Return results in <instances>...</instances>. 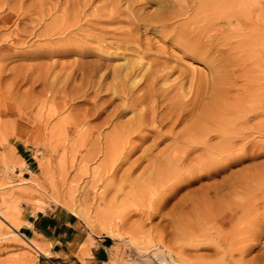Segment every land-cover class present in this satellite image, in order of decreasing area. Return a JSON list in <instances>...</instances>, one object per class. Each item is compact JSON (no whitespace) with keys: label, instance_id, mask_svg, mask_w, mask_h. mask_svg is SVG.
I'll use <instances>...</instances> for the list:
<instances>
[{"label":"rangeland","instance_id":"rangeland-1","mask_svg":"<svg viewBox=\"0 0 264 264\" xmlns=\"http://www.w3.org/2000/svg\"><path fill=\"white\" fill-rule=\"evenodd\" d=\"M162 1L160 11L174 12L164 26L150 19L159 10L155 0H9L11 10H0V264L67 263L27 220L51 208L75 218L65 243L83 263L105 249L104 264H264V189L248 195L264 183V130H258L264 128V9L247 5L241 18H217L207 27L209 10L195 14L190 0ZM178 33L191 41L202 33L217 36L230 87L226 103L254 111L245 120L237 118L239 109L223 116L237 119L234 128L245 137L231 132L236 147L219 157L225 139L209 134L206 144L216 149L188 151L182 166L198 156L209 161L196 176L183 171L187 180L161 199L172 184L167 178L186 169L165 158L185 122L172 132L168 120L132 130L141 110L150 115L142 101L150 78L133 87L112 72L127 61H141V74L160 64L169 78L156 86H168L180 71L199 69L209 81L202 78L201 91L208 90L212 73L200 56L190 58ZM169 95L179 98L175 90ZM169 100L155 98L157 115L167 112ZM65 118L81 122L69 121L60 138L56 127ZM153 129L161 133L156 144ZM140 130L148 133L143 141L132 137ZM126 135L137 147L123 157L128 148L118 138ZM224 155L235 159L226 164ZM112 162L113 171L104 174ZM105 222H114L113 235Z\"/></svg>","mask_w":264,"mask_h":264},{"label":"bare ground","instance_id":"bare-ground-1","mask_svg":"<svg viewBox=\"0 0 264 264\" xmlns=\"http://www.w3.org/2000/svg\"><path fill=\"white\" fill-rule=\"evenodd\" d=\"M155 1L159 6V10L157 12H155V15L153 14L154 16H152V18L150 17V19H152V21L157 22L160 25L164 26V25L168 24L167 20L170 21V18H172L174 12H173V14L170 13V15L172 14V16L168 15L170 11L168 12V14H164V12H167V11H164V10L160 11V9L161 10L164 9L163 8L164 5H162L163 1L162 0H155ZM8 2H9V0H2L0 2V10H4L6 8H9V10H11L12 6L9 5L10 2L9 3ZM190 2L191 3H190L189 7L195 14L199 13L200 11L202 12L205 9L210 11L209 14H207L204 18V20H206L207 23L210 22V25L206 24V22H205L207 27H210L212 25V22L217 18H224L225 20H228V21L231 20L230 19L231 17H236L235 19L241 18V15L242 16L245 15V8L247 7V5H250V7L252 6V8L254 7L255 9H258L259 13H262L263 9H264L263 6L261 5L262 4L261 0H190ZM165 9H169V8L167 7ZM50 29H52V28H50ZM50 29H49V31H50ZM203 29H205V28H203ZM208 31H209V29H208ZM193 32H195V31H193ZM183 33H178L177 38L180 39L181 42H184L183 47L189 52L188 54H189L190 58L194 59V58H196V56H200L202 58V60L204 61V63L208 66L209 71L213 75L212 76L213 81L210 82V87L208 90L201 91V87H200L201 83L200 82H201L202 78L204 79L207 76L208 73L203 74L201 71H198L199 69L191 70V73L189 75L184 74L185 71L184 72L180 71V73L177 75V77L173 81V83H170L171 85H168V86H161V85L156 86V83L159 79H162V81H163V79L169 78L168 76H169L170 71L166 69V66H162L160 64L159 65L158 64L153 65V67H151V69L148 70L149 72L146 71L147 74H145L144 72L141 74L140 72H141L142 68H144V64H142L141 61H135V62H128L127 61V62H125V64L120 65L118 67H115L113 69V72H112L113 76L116 79L119 78V79H121V81H126V83H128V81H129V83L132 85L134 83L137 84V82H139L141 79H143L142 76H145V78L146 77L150 78L149 82H147V83H149L147 86L148 93H147V95H145L144 98H142V101L146 100L145 106H146V108H149L150 115L146 116L144 114V111H146V110L142 108L143 110H141V111H143V112H140V114L137 115L138 118H136L135 123H133V125L131 127L132 130L137 131L139 129L147 128L148 125L151 122H153L154 120H156V121L158 120L160 123L163 122L164 120L165 121L168 120L169 126H170L169 131L172 132V128L174 127V124H177L180 122H185V125L183 126L181 131H179V132L176 131L177 133L174 135V137H172L173 141L175 140L176 142L173 146L167 147V148H169V151L165 155L167 163L174 165V166H177V168H179V166L184 167V166H182V164H184V162L189 158V156H187L188 151L197 150L199 147H204V149H208V148H210V149L215 148L216 149V147L209 146L206 144L207 136H210L209 134H211V133H212L211 135H214V134L219 135V137H221V138L223 137L225 139V140H223V142L221 144H219V146H218L219 151H218L217 155L220 157L221 154L223 155V153L229 151L235 145H232V143L230 142L231 137L229 139L228 135L231 136V134H230L231 132L233 133V131L238 130V129L234 128L236 126L235 120H237V119L226 120V121L223 120L222 121V117L225 116L226 114L229 115V112L234 111V109L235 110L239 109L240 115L237 116V118H241V119L245 120L246 117L248 116V113H251L254 111V109H249L248 107L244 108V106H241V108L240 107L236 108V107H233L234 105H231L232 103L231 104L226 103V97H228V95H229L230 87L226 85L225 82H227V81L225 79L224 73H222V71L224 69H221V62L219 60L220 59L219 56L222 54V50L218 47V43L215 42V41H217L216 40L217 36L214 34L208 35V34L202 33L203 35L198 36L199 38H196L195 40L191 41L190 40L191 38H187L188 37L187 34H183ZM45 34H50V32H45V33H42L40 35L45 36ZM183 35H184V37H183ZM259 35L260 34H258V36ZM204 37H205V39H203ZM18 42L19 41L17 40L16 43H18ZM147 68L148 67H146L144 69V71L147 70ZM139 74H141V75L139 76ZM138 76H139V78H138ZM205 82H206V80H205ZM122 83L124 84V82H122ZM118 84L120 85V82H118ZM202 84H204V83H202ZM206 84H207V82H206ZM207 85H209V81H208ZM229 85H230V83H229ZM133 87H134V85H133ZM171 90H175V94L179 95V98L173 99V95H169V92ZM129 92H131V90H129ZM203 94H205L203 97H205V96L208 97V98L206 97L207 99L204 101L200 100L201 99L200 96ZM160 97L163 99L169 98L170 100L168 103L166 102L164 104L165 107L167 108V110H166L167 112L165 114L157 115V113H156L157 105H156V102H154V100H155V98H160ZM158 101H159V99H158ZM149 104H151V105H149ZM236 104H238V103H236ZM85 118L86 117H84L83 120ZM69 121H70V124L71 125L74 124V126H78V124H80V122H81V121L75 122V121L69 120L68 118H65L56 127V132L59 134L60 138L63 137V135L65 134V132H66L65 126L67 123H69ZM258 128L257 129L259 131L264 130V128H260V127H258ZM150 131H153L156 134V135L154 134V138H153L154 139L153 144H156L157 138H160L159 136H161L160 130L159 129H153ZM243 131L244 130L239 129L238 134L239 135L242 134ZM238 134H237V136H239ZM147 136H148V133L144 134L140 130V131H138L136 136H132V137H137L139 140L143 141L144 139H146ZM242 137H245V134ZM118 141L120 142V144L122 143L125 146H127V148H128V151H126L127 153L125 155H123V157L128 155V153L130 151H132L133 149H135L137 147V144L133 143V141L131 140V137L129 135L128 136L126 135L125 138H118ZM237 141H239V140H237ZM233 143H235V142H233ZM248 145L249 144H247L245 141V143H242L241 147H238V148H240V150H242L244 152L248 148ZM117 146H119V145H117ZM237 151H238V149H237ZM216 153L217 152H215V154ZM224 156H222L221 159L226 164L230 163L231 161H234V159H235L234 157L228 158L229 156L228 157H226V156L224 157ZM235 157H236V155H235ZM192 159H194V162H191L192 161L191 160L189 165L187 167H184L186 169H179L172 176H169L167 178V180L172 182V184H171V187L167 191H165L164 194H162L161 199L164 198V196H166L167 193L170 194V192L179 183H181L185 179L186 175L183 176V174H182L183 171L185 173L193 175L195 172H197L196 169L199 170V168L202 165H204L206 161H209L208 159L201 157V156L200 157L198 156L197 158H192ZM188 161H189V159H188ZM210 161H211V163L216 164V162H213L212 160H210ZM114 162L111 163L109 168H107L106 170H103L104 174H108V173H110V171H113L112 165H114ZM220 164H221V162H220ZM185 165H186V163H185ZM174 166H173V168L175 169L176 167H174ZM209 166H211V164ZM209 166H208V168L210 169ZM115 167H116V164H115ZM204 168H207V166ZM213 168H215V167H213ZM221 168L222 167H220V169ZM263 172H260V173H263ZM198 174H201V172ZM257 174H258V172H257ZM259 175H261V174H259ZM187 177H186V180H187ZM256 178H258V177H256ZM188 180H190V179H188ZM246 180H247V178H246ZM258 182H260V181H258ZM258 185H260V183H258ZM238 188H240V187H238ZM262 189H264V183H261V185L258 187L256 185V188L255 189L253 188L251 191H249L248 195L250 196V195L254 194L256 192V190L258 191V190H262ZM245 190H246V188H245ZM217 192H219V189L216 188L215 193L217 194ZM246 195H247V191H246ZM201 197H202V195H201ZM7 220L9 222H11L12 224H14V220L12 219V217L7 216ZM104 224H105L104 231L109 235H113V233H115L114 227H116L114 222H113V225L111 223L107 224V222H105ZM23 237L28 244H30L32 247H34L38 251L42 252V254L46 253L45 249L43 247L37 245L32 238L25 237V236H23Z\"/></svg>","mask_w":264,"mask_h":264},{"label":"crops","instance_id":"crops-1","mask_svg":"<svg viewBox=\"0 0 264 264\" xmlns=\"http://www.w3.org/2000/svg\"><path fill=\"white\" fill-rule=\"evenodd\" d=\"M31 229L41 233L44 242L52 240L51 252L57 257L67 260L66 264H104L106 261L105 249L94 251L91 259L81 262L76 254H71L65 243L76 228V220L71 213L63 209H45L43 212L29 213L27 218Z\"/></svg>","mask_w":264,"mask_h":264}]
</instances>
